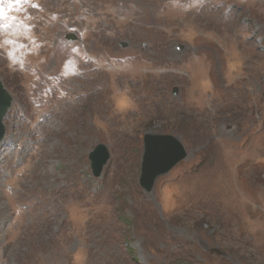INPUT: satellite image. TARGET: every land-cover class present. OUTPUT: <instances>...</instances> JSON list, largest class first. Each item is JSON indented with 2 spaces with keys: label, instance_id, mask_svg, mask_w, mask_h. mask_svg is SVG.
I'll use <instances>...</instances> for the list:
<instances>
[{
  "label": "rangeland",
  "instance_id": "374dc122",
  "mask_svg": "<svg viewBox=\"0 0 264 264\" xmlns=\"http://www.w3.org/2000/svg\"><path fill=\"white\" fill-rule=\"evenodd\" d=\"M0 8V264H264V0ZM147 133L187 152L152 192Z\"/></svg>",
  "mask_w": 264,
  "mask_h": 264
},
{
  "label": "water",
  "instance_id": "95a60500",
  "mask_svg": "<svg viewBox=\"0 0 264 264\" xmlns=\"http://www.w3.org/2000/svg\"><path fill=\"white\" fill-rule=\"evenodd\" d=\"M66 37L75 41L78 36L75 33H68ZM122 47H127V42H121ZM178 88H174L173 94H177ZM13 96L0 79V142L7 133L5 118L12 107ZM144 155L141 166L140 185L147 192H152L159 177L169 173L177 164L186 158L187 152L183 143L177 136L169 133L153 134L147 133L144 136ZM111 158L109 146L99 143L89 153V160L92 174L100 177L105 166ZM210 251L222 254L217 248Z\"/></svg>",
  "mask_w": 264,
  "mask_h": 264
},
{
  "label": "snow or ice",
  "instance_id": "6c2138e0",
  "mask_svg": "<svg viewBox=\"0 0 264 264\" xmlns=\"http://www.w3.org/2000/svg\"><path fill=\"white\" fill-rule=\"evenodd\" d=\"M13 2L18 3V2H20V0H13ZM0 3H2V0H0ZM2 14H3V9L0 8V15H2Z\"/></svg>",
  "mask_w": 264,
  "mask_h": 264
}]
</instances>
